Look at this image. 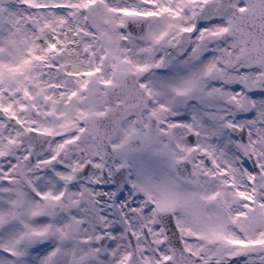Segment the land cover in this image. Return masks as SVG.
Returning a JSON list of instances; mask_svg holds the SVG:
<instances>
[{
	"label": "snow or ice",
	"instance_id": "6c2138e0",
	"mask_svg": "<svg viewBox=\"0 0 264 264\" xmlns=\"http://www.w3.org/2000/svg\"><path fill=\"white\" fill-rule=\"evenodd\" d=\"M0 264H264V0H0Z\"/></svg>",
	"mask_w": 264,
	"mask_h": 264
}]
</instances>
